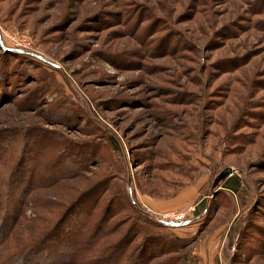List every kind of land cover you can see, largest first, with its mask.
Here are the masks:
<instances>
[{
    "label": "rangeland",
    "instance_id": "obj_1",
    "mask_svg": "<svg viewBox=\"0 0 264 264\" xmlns=\"http://www.w3.org/2000/svg\"><path fill=\"white\" fill-rule=\"evenodd\" d=\"M5 141L21 156L0 158V184L28 148H47L46 165L67 145L85 152L78 176L34 192L29 218L99 182L109 187L91 197L102 194L100 211L125 196L112 231L129 226V192L172 222L161 215L211 199L206 224L169 231L190 245L149 264H207L199 252L214 233L232 251L214 264H264V0H0L1 150ZM227 167L240 188L215 198ZM151 199L180 203L157 213Z\"/></svg>",
    "mask_w": 264,
    "mask_h": 264
},
{
    "label": "trees",
    "instance_id": "obj_2",
    "mask_svg": "<svg viewBox=\"0 0 264 264\" xmlns=\"http://www.w3.org/2000/svg\"><path fill=\"white\" fill-rule=\"evenodd\" d=\"M15 142L5 141L1 144L6 148L0 149V158L9 155V152L10 156L20 155V142L17 141L18 145ZM63 149L62 156L46 165L47 148L35 153L28 148L22 170H16L14 164L5 169L4 173L10 176L0 184V264H149L170 248L178 250L190 245L187 238L169 231L189 226L196 219H203L201 226L206 224L204 221L211 208L210 199L197 204L194 212L185 220L172 222L163 221L145 209H138L129 192L126 197L131 202L129 211L133 217L128 216L123 221L129 223L125 230L117 227L119 232L116 229L112 231L111 221L108 220L115 218V207L123 208L125 196L115 194L100 211L97 204L102 194H98L94 200L91 197L98 190L105 191L104 194L109 191V187L102 185V182L60 205V210L57 206L51 209L55 204L47 207L50 218L46 217L47 214L29 218L26 213L35 191L54 188V184L78 176L87 167L84 151L71 145ZM240 185V177L234 174L226 179L223 190H218L214 197L226 199L228 191L236 192ZM54 209L58 211L55 213ZM202 231L203 228H200L198 233ZM229 236L231 238V231ZM172 261L173 258H168L161 264Z\"/></svg>",
    "mask_w": 264,
    "mask_h": 264
},
{
    "label": "crops",
    "instance_id": "obj_3",
    "mask_svg": "<svg viewBox=\"0 0 264 264\" xmlns=\"http://www.w3.org/2000/svg\"><path fill=\"white\" fill-rule=\"evenodd\" d=\"M211 200V199H210ZM150 205L152 206V208L157 212V213H162V212H165L167 210H171L172 208H175L179 205L180 202H176V203H173L172 201H163V200H148ZM198 203L195 204V207L197 206ZM179 207V206H178ZM197 220H200V219H197ZM194 226L189 225V226H186V227H182V228H177V229H173L174 231L177 230V234H185V233H189V231L192 230ZM180 236V235H179ZM221 236V235H220ZM219 236V237H220ZM229 236V234H226L225 235V239L226 237ZM215 237V233L210 236L209 238V244L205 243L204 245V248L201 252H199L200 256L202 258H205L206 261H207V264H214V259H215V263L217 261V256L219 255V251L224 255H225V251L227 252H232L229 245L226 244H223L222 247L220 248L219 250V245L217 244V241L213 240V238ZM225 246V248H224ZM228 260L226 259V262L225 264H228L227 262ZM206 264V263H205Z\"/></svg>",
    "mask_w": 264,
    "mask_h": 264
},
{
    "label": "water",
    "instance_id": "obj_4",
    "mask_svg": "<svg viewBox=\"0 0 264 264\" xmlns=\"http://www.w3.org/2000/svg\"><path fill=\"white\" fill-rule=\"evenodd\" d=\"M234 169L231 167H227L224 170H222V172L219 173V175L216 177V179L214 180L212 187H211V194H213V192H216L217 188H219V185H221L224 181H226V179L233 174Z\"/></svg>",
    "mask_w": 264,
    "mask_h": 264
},
{
    "label": "built area",
    "instance_id": "obj_5",
    "mask_svg": "<svg viewBox=\"0 0 264 264\" xmlns=\"http://www.w3.org/2000/svg\"><path fill=\"white\" fill-rule=\"evenodd\" d=\"M163 219L173 220V221H182L189 216V211H177L172 210L168 213L161 215Z\"/></svg>",
    "mask_w": 264,
    "mask_h": 264
}]
</instances>
